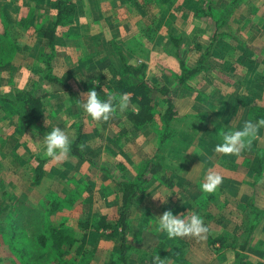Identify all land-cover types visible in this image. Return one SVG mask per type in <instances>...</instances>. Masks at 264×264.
<instances>
[{"label":"rangeland","instance_id":"1","mask_svg":"<svg viewBox=\"0 0 264 264\" xmlns=\"http://www.w3.org/2000/svg\"><path fill=\"white\" fill-rule=\"evenodd\" d=\"M55 1L0 0V76H2V72H9L16 68L14 59H18L22 55L27 54L35 57L40 55L43 61L44 54H48L49 50L47 46L38 45L36 35L39 28L51 25L53 22L56 13ZM69 1L76 7L74 21L59 26L56 30V38L65 41L75 39L77 46L74 50L75 61L72 69L75 71L78 69L76 79L70 82L71 86L68 85V90L58 87L59 91H56V89H52L56 86L50 88L43 86L41 91L49 90V93L55 96L43 101L44 104L48 100L49 107L45 110V114L41 113L42 117L40 115L37 121L36 130L39 129L40 134L34 132V135L29 132L22 138L23 142L19 147L14 148L12 145L13 150L8 146L0 151V264H78L77 261L71 260L72 256L70 255L59 258L54 254L48 238L44 244L39 240V236L48 235L51 225L60 223H65L70 229L78 232L77 239L86 245L90 255H87L82 261L87 264H109L108 256L115 247L116 241L113 238H103L93 229L83 232L75 222L80 220L84 223L102 216H107L109 220H112V217H117L121 202L114 196V191L118 189L113 178L117 182L132 181L138 172L140 163L156 154L158 138L162 132L160 116L163 114L166 104L164 103L165 99L161 97L157 100L158 117L156 122L143 128H136L131 120L119 118L118 114L121 111L118 108L106 122L94 121L82 111L80 103L81 100L86 99L89 81L100 86L97 94L105 100L109 96L120 94L118 85L121 81L128 82L126 78L123 80L119 76L120 60L116 54L117 47L110 44L112 53H106V50L102 49L99 44L102 38L97 33L102 27L101 23H104L102 16L104 18L108 14L107 11L112 9L119 10L122 5L118 6L119 0H103L105 5L98 7L97 4L100 2L92 0L97 4L90 12L83 8L82 4L85 0ZM124 1L126 3L123 8L127 10L132 0ZM134 1L137 5L135 9L140 14L145 13L147 4L154 14L162 11L161 0ZM197 1L202 5L205 0ZM243 1L240 0L233 7L228 22L233 15V10L243 5L241 9L245 12L244 16L250 27L253 28V33L250 36L254 37L255 35L258 40L262 38L258 42L263 44L262 51L264 52V0H246L247 2L242 3ZM177 2L178 0L170 2L173 16L180 12ZM213 3L215 11L219 12L230 3V0H213ZM85 13L88 14L84 16ZM110 16L114 18V16ZM84 21L89 27L85 25ZM156 21L155 18H150L148 32L142 33L147 37L152 33V39L140 40L141 42L145 41L140 46L142 49L140 54H137L136 48H130L132 58L127 60V63L132 66H138L141 62L148 63L153 68L149 71L146 70L148 80L153 81L156 85H164L171 91H176V95L180 91L182 95L190 96L188 101H184L181 108L182 114H190L184 115L183 124H186L185 126L180 121L175 125L174 133L180 138L183 137L182 141L171 144V147L176 149H171L167 144L161 152H157L159 158L155 161L151 173L148 174L150 184L146 187L145 192L130 204V223L134 229H142V233L137 240L132 234L129 237V243L134 244L135 250L132 252L128 264H153V258L157 256H159L158 264H235L234 252L238 248V243L234 245L232 242L234 238L239 241L248 229L247 225L251 216L246 215L251 211L250 205L264 210V173L256 185L252 186L256 178V173L253 171L255 161L264 154V137L259 130L250 146L245 149L243 161L237 160V156L234 161L232 156L235 155L218 153L223 164H217L224 166L223 171H226L221 174L226 177H222V183L214 193L205 194L200 190V184L203 181L198 182V185L189 182L181 187L182 183H179L178 180L181 176L179 171H183L184 167L188 168L192 161L184 156L188 134L199 130L195 123L204 121L203 119L208 115V111H206L207 96L202 97V90L188 91L185 85L180 86L182 91L179 90L180 67L174 56L175 48L172 47L170 39L168 46L163 48L165 57L162 55L160 58L159 53H154L155 49L152 51V43L156 36V31H153L156 28ZM207 25L211 29V36L214 33V24L212 21H208ZM228 31L230 35L224 40H227L226 42L230 45L242 49L244 55L250 53L244 51L249 47L242 44L229 28ZM204 32L205 35L209 34L207 26ZM87 33L91 36H88ZM5 34H7V38L4 37ZM210 36L205 40L207 45L204 50H201L200 58L210 44ZM142 37L144 38V36ZM194 38L196 37H191V44H194ZM182 46L183 38L180 42L181 54L183 53ZM214 47L209 52L208 58L212 57ZM260 48L256 47V50H260ZM6 50L9 53H6ZM81 52L85 53V57H81ZM166 56L172 58V63L165 64L163 60L166 59ZM55 57L56 52H54L53 58ZM208 58L204 61L206 66L209 64ZM23 65L25 66V63ZM211 66L214 69L218 64L213 60ZM211 66H208L207 69H211ZM45 69V65L40 66L35 72L37 75H42L41 71ZM57 69L59 70V66ZM99 74L102 75L100 77L102 80L98 78ZM218 74L223 75V81L228 80L225 72ZM33 83L29 84L33 85ZM22 92H26L25 89ZM7 108L8 111L3 110L5 114H15L18 117L14 106ZM133 108L135 109V105ZM259 108L261 107H253L250 113L249 117L252 122L254 120L253 123L258 119H264L262 118L264 114L262 109L264 108L262 107L261 110ZM193 119H198V121L194 123ZM18 125L17 131L19 132ZM54 127L65 130L73 141L79 128L84 138L85 157L95 162L98 167L106 168L111 172L109 174L101 172L98 168H94L86 162L77 161L70 155L62 160L48 158L42 147L43 137ZM31 136L36 140L33 145L30 144L32 143ZM209 144V148L215 149V144ZM251 145H255V148H252ZM115 148L120 149L122 163L117 157L119 153L113 155ZM178 150H182V152ZM165 153H170V156L166 157L168 155L165 156ZM212 155V151H207L204 156L205 161L212 160ZM39 161L44 162L40 163ZM124 162L127 164L125 165ZM208 169H211V166L206 170ZM220 170L217 171L220 172ZM72 192L78 193V196H71ZM54 197L59 199L61 209L50 215L46 208V201H50ZM165 211H171L178 216L184 214L190 216L194 213L201 216L208 228L205 238L185 236L169 239L167 234L158 228V217ZM90 226L93 225L90 224ZM100 232L109 235L111 231ZM210 233L223 238L225 246L228 248L219 249L220 245L216 243L215 248H218L219 251H211L207 246V237ZM160 236H163L162 241H160ZM244 256L248 264H264V218L253 232L252 240Z\"/></svg>","mask_w":264,"mask_h":264},{"label":"crops","instance_id":"2","mask_svg":"<svg viewBox=\"0 0 264 264\" xmlns=\"http://www.w3.org/2000/svg\"><path fill=\"white\" fill-rule=\"evenodd\" d=\"M97 1L100 3L97 4L92 0H85L82 4L83 8L85 9V11L89 10L91 12L92 8L96 4L98 5V7L105 5V2L103 0ZM188 1L189 0H178L176 4H178L177 7L178 9H180V12L173 16L172 8L170 7L171 0H161L160 4L162 7V11L157 14H154V12L149 8V4H147L148 11L145 10L144 14H140L138 10L136 11L135 9L137 5L136 1L134 0L131 1L132 3L129 4V9L126 10L125 8H123L125 7L126 1L119 0L117 2L118 6L119 4L122 5L119 10L112 9L111 11H107L108 14L105 15L104 18L102 16L104 23H101L102 27L97 32L102 38V41L99 44L102 49L106 50V53L108 54L112 53V51L110 50V44L116 45L123 53L124 57L129 60L132 58V52L131 50H129L130 48H136L137 54H140V52H142L140 46L143 45L145 41H143L144 43L141 41L147 39V37L143 34L145 32H148L147 29L151 23H149V20L153 17L157 21L156 28L155 30H153L156 31V36L154 42L152 43V51L155 49L156 52L154 53H159L158 55L161 58V56L164 55L163 48L168 46L167 44L170 38L176 37L181 38V40L183 38V53L181 54V59L186 67L194 68L202 54L201 50H204L206 48L207 42H205V40L208 36H210L211 29L207 25V20H199L194 17V13L197 9H199L198 7L200 6V4H197L198 1ZM244 2L247 1L244 0L242 3ZM188 3L191 5H189ZM130 6H132L133 8H131ZM242 7L243 5L233 10V15L230 17V20L228 22V28L234 35L238 37L239 41H241L242 44L249 47L244 51H246L247 53L249 51L250 53L244 55L242 49L238 47L236 48V46L227 43V40L221 39L215 44L216 46L214 47L212 57L208 58V63L211 64H208L207 66L205 65V68L202 71L198 72L195 76L185 82V88H187L188 91L198 92L202 90V97L207 96L206 111H208V115L205 119H203L204 121L200 123L197 122L198 119H193L194 123L197 122L195 123V125L199 127V130L195 131L193 134H188V140L184 149V156L186 157V159H191L192 161L190 162V166L188 168L184 167L183 171H179V174L181 176L180 178H178V180L179 183H182L180 184L181 187L184 184H189V182H194L198 185V182L200 183L201 181H203L204 176L208 172H215L222 177H226L221 174L225 173L226 171H223L224 166L217 164H223V162H221L218 157V152L216 154L214 148H209L210 144L208 145V143L217 145L221 142V136L223 132L240 130L243 127V124L247 120H250L249 116L253 107H261L259 108V110H261L262 107L264 108V52L262 51L263 44L261 45V43L258 42L262 38L258 40L255 35L254 37L250 36L253 33V28L250 27L248 20H246V17L244 16L245 12L243 11V9H241ZM87 14L88 13H85L84 16H86ZM110 15L114 16V18ZM240 18L242 21L240 20ZM84 20L86 21V18H84ZM85 25L89 27L86 22ZM206 26L209 30L208 35H205L204 32ZM45 27H51V25H46ZM152 28L153 27L151 25V29ZM212 35L210 36L209 40H211ZM88 36L91 35L88 34ZM142 36H144V38ZM199 36H201V38H199ZM191 37H196L194 38V44H191ZM87 42L89 45H91L89 41ZM54 46L56 57L53 58L54 60H52L51 63L53 72L52 74L55 77L65 80L66 84L71 86L70 82L76 79L75 77L78 71V69H76V71L72 69V65L74 68L75 61L74 50L77 46L75 44V39H67L65 41L60 40V38L57 37L55 39ZM256 47L261 48L260 50L258 49V51L256 50ZM80 54L81 57H85L84 52H81ZM163 57H165V55ZM41 59L42 57L40 55L39 57H35L32 55L28 56L27 54L22 55L18 59L15 58V65L17 67L14 69L11 68L12 71L1 73L2 76H0V98H12L16 94L23 93L22 91L24 89L26 92L37 94L36 96L46 94L44 100L46 98H52L53 96H55L51 95V93H49V90L46 92L41 91V88L43 86L44 88L56 86L52 89H56V91H59V86L53 84L51 85L44 80L43 70L41 71L42 75L36 74L35 70L39 69L40 66L45 65L44 57L43 61ZM213 60L218 64V66L214 69L211 66ZM163 61L165 62V64H167L172 63L173 60L171 57L166 56V59H164ZM24 63L25 66L23 65ZM146 65L148 66V71L150 69H153L148 63ZM57 66H59V70L57 69ZM208 66H211V69L208 70ZM222 72H225L227 74V81H223V75L218 74ZM249 80L251 81L249 82ZM30 82H34L33 85H30ZM30 88L31 90H29ZM179 90L182 91L181 87L179 88ZM188 97L190 96L182 95V92L180 91L178 92V95H175L174 97V103L179 114V119L171 122L170 124V131L173 134V138L167 144L171 149L175 148L171 147V144L181 142L183 139V137L180 138V136L174 133V129L176 122L180 121L183 124L184 115L190 114L181 113V108L185 103L184 101H188ZM222 101L224 102L221 103ZM11 106L13 107L11 103L3 104L0 100V151L8 146L11 150H13L12 145H14V148L19 147L20 145H22V138L29 132L40 134L39 129L35 131L26 130L18 132V117L15 114H5V112H3V110L8 111L7 107ZM48 107V100H46V103L43 104L42 115L45 114V110L48 109ZM194 114L197 113L194 112ZM193 116L196 117V115ZM262 118H264V114ZM260 131L262 132V135L264 137V127H261ZM30 139L32 140V143L30 144L33 145L36 140L33 136H31ZM114 150L115 153L113 152V155H117L119 153L117 157H119V162L122 163L123 160H121L120 149L115 148ZM178 151L182 152V150ZM207 151L213 152L212 160L205 161L206 158L204 159V156ZM164 155H168L166 157H169L170 153H165ZM243 156L244 155H238V158L236 156H232V158H234V161L236 158L237 160L240 159V161H243ZM206 163L208 166L205 165ZM124 164L126 165L127 163L124 162ZM209 166H211V169L206 170ZM218 169H221L220 172L217 171Z\"/></svg>","mask_w":264,"mask_h":264},{"label":"trees","instance_id":"3","mask_svg":"<svg viewBox=\"0 0 264 264\" xmlns=\"http://www.w3.org/2000/svg\"><path fill=\"white\" fill-rule=\"evenodd\" d=\"M239 1L240 0H230V3L226 7L222 8L219 12L215 11L213 0H205L202 5L197 3L200 4V6L198 7L199 9H197L194 13V17L199 20L205 19L207 21H212L214 24V33L211 37L210 44L206 49V52L202 55L194 68L186 67L181 59V38H170V43L172 47L175 48L174 56L177 59L180 67L178 88L185 85V82L188 79L202 71L205 68L204 61L207 60L209 52H211L215 44L219 40L229 37L230 34L228 31V19L231 15L233 7H235ZM54 7L56 13L54 20L51 23V27L39 28L36 37L38 45L42 44L43 46H47L48 50L50 51H48V54H44V63L46 66V69L43 71L44 80L48 83L63 87L68 90V85L66 84L65 80L53 76L51 61L55 52L54 40L56 38V30L59 26L67 25L74 21L73 18L75 16L76 7L69 0H56ZM5 35L6 36L4 37L7 38V34ZM152 37L153 34L151 33L147 39L151 40ZM117 48L116 54L120 60L119 76H121L123 80L126 78V81H128H121L118 85L120 89H118L120 94H129V106L124 112H120V114H118L119 118L131 120L136 128H143L145 126L153 125L158 117L157 100L161 97L165 99L164 103L166 104V108L163 114L160 116L162 132L158 138L156 154L152 158L146 159L140 163L138 172L132 181L117 182L113 178V182L118 189L117 191H114V196L121 202L117 217H112V220H109L107 216H102L98 219L88 220L84 223L78 220L75 222V224L80 226L83 232L93 229L96 234H99L103 238H113V240L116 241V244L108 256L109 264H128L130 256L135 250L133 247L134 244L132 245L129 243V237L132 234L134 239L137 240L142 233V229H134L130 223V204L133 200L138 199L143 194V192H145L146 187L150 184V178L148 174L151 173L152 168L155 165V161L159 158L158 153L161 152V150H163L167 143L173 138V134L170 131V124L171 122L179 119V114L177 108L174 106V97L176 95V91H171L164 85H156L153 81L148 80L146 78V64L140 63L138 66L129 65L123 53ZM6 53L9 52L6 50ZM100 77H102V75L99 74L98 78ZM100 80H102V78H100ZM87 86L88 90H95L99 92L100 86L94 85L93 82L89 81ZM36 95L37 94L34 93L24 92L21 94H16L12 98H0L3 104L11 103L16 109L18 115L19 131H35L38 127L37 121L42 113L43 100L46 97V94L40 96ZM134 105L135 109L133 108ZM80 132L81 130L78 128V134L71 144V150L68 155L72 156L77 161L86 162L92 167L98 168L101 172L109 174L111 171L106 168L98 167L95 162L85 157L83 151L84 138ZM251 147L255 148V145H251ZM244 154L245 150L242 151L240 155ZM39 162L43 163L44 161ZM253 171L256 173V178L252 186L256 185L261 177H263L264 154L260 158L256 159ZM70 194L71 196H78V193L72 192ZM46 208L48 210V214L50 215L58 212L61 209L59 199L54 197L50 199V201H46ZM250 208L251 211L246 215L251 216V219L247 225L248 229L245 231V234L239 239V241L238 239L234 238L232 242L234 245L238 243V248L234 252V259L236 262L235 264H248L244 253L246 252V249L252 240L253 232H255L259 223L264 218V210H259L252 204L250 205ZM90 224L93 226H90ZM106 230L111 231L109 235L104 234L105 232H100ZM48 232V235L43 234L39 236V240L42 244H44L48 238L51 242L50 247L52 248V252H54V254H56L59 258L70 255L72 256L71 260L73 262L77 261L78 264H87L82 260L87 255L89 256L90 253L88 252L84 242L77 239L76 234L78 232L70 229L65 223L51 225ZM159 238L160 241L163 240V236H160ZM216 243H219V249L225 250L228 248V246H225V240L223 238L217 234L210 233L207 237V246L213 252L219 251L218 248H215Z\"/></svg>","mask_w":264,"mask_h":264},{"label":"clouds","instance_id":"4","mask_svg":"<svg viewBox=\"0 0 264 264\" xmlns=\"http://www.w3.org/2000/svg\"><path fill=\"white\" fill-rule=\"evenodd\" d=\"M129 106V96L127 93L117 96H109L108 99H101L97 91L89 90L86 99L81 100L82 111L97 122H106L118 108L124 112ZM261 127H264V119L253 123L246 121L243 127L237 131H225L222 133L221 142L215 146V151L224 155L238 156L257 136ZM72 140L69 135L60 127H54L43 137V151L46 156L56 160L67 157L71 150ZM222 176L215 172L207 173L200 190L205 194L214 193L222 183ZM158 228L167 234L169 239L192 236L205 238L208 228L203 219L198 214L174 215L171 211H165L158 217ZM159 256L153 258V264H158Z\"/></svg>","mask_w":264,"mask_h":264}]
</instances>
